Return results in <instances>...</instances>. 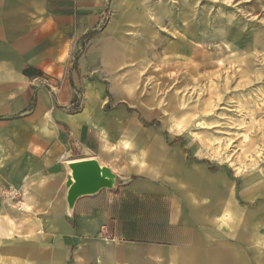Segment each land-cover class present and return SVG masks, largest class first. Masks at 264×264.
Listing matches in <instances>:
<instances>
[{"label": "rangeland", "instance_id": "374dc122", "mask_svg": "<svg viewBox=\"0 0 264 264\" xmlns=\"http://www.w3.org/2000/svg\"><path fill=\"white\" fill-rule=\"evenodd\" d=\"M96 30L105 36L79 38L71 55L81 78L77 108H68L90 109L89 132L99 131L97 140L116 152L112 168L134 176L143 173L127 168L141 165L160 178L158 168L171 153L194 172H220L238 207L253 218L255 242L264 241V0H112ZM99 91L100 99L91 97ZM77 144L60 159L88 147ZM12 151L22 160L21 147ZM2 161L0 264H27L22 241L45 236L52 246L59 214L36 210L43 202L33 186L41 174L5 187ZM231 218L223 214L222 224Z\"/></svg>", "mask_w": 264, "mask_h": 264}, {"label": "crops", "instance_id": "0c3cea01", "mask_svg": "<svg viewBox=\"0 0 264 264\" xmlns=\"http://www.w3.org/2000/svg\"><path fill=\"white\" fill-rule=\"evenodd\" d=\"M111 3L0 0L2 180L5 187L15 181L24 186L26 174H41L33 186L43 202L36 210L59 214L52 246L47 247L45 236L24 240L22 256L30 258L27 264H264L263 238L255 242L253 218L238 207L232 183L223 186L220 172H194L167 153L158 168L160 178L141 165L127 171L143 174H119L112 168L116 152L97 140L99 131L89 132L90 109L69 110L81 78L71 55L88 32L94 33L84 40L105 36L96 29ZM92 96L98 100L101 92ZM18 132L22 136L15 139ZM88 134L95 139L89 141ZM71 137L88 147L65 162L62 152L71 155V144L79 149ZM14 146L21 147L20 161L13 151L9 155ZM84 159L111 169L113 187L81 194L69 204L62 186L70 176L67 167ZM223 214H232L227 225L221 222Z\"/></svg>", "mask_w": 264, "mask_h": 264}, {"label": "water", "instance_id": "95a60500", "mask_svg": "<svg viewBox=\"0 0 264 264\" xmlns=\"http://www.w3.org/2000/svg\"><path fill=\"white\" fill-rule=\"evenodd\" d=\"M71 176L66 185L69 187L67 202L85 193H92L101 187L111 185L113 174L107 167L100 166L95 159H84L69 163Z\"/></svg>", "mask_w": 264, "mask_h": 264}, {"label": "trees", "instance_id": "16d2710c", "mask_svg": "<svg viewBox=\"0 0 264 264\" xmlns=\"http://www.w3.org/2000/svg\"><path fill=\"white\" fill-rule=\"evenodd\" d=\"M93 33H94L93 31L88 32V33L84 36V38H85V39L90 38L91 35H92ZM75 102H77V96H76V95H74V97H73V101H72V103L74 104L73 109H76V108H77V105H76L77 103H75Z\"/></svg>", "mask_w": 264, "mask_h": 264}, {"label": "bare ground", "instance_id": "6f19581e", "mask_svg": "<svg viewBox=\"0 0 264 264\" xmlns=\"http://www.w3.org/2000/svg\"><path fill=\"white\" fill-rule=\"evenodd\" d=\"M71 163V162H70Z\"/></svg>", "mask_w": 264, "mask_h": 264}]
</instances>
